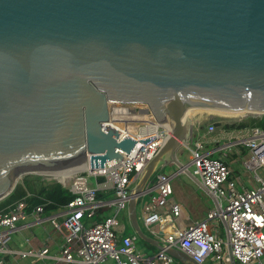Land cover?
I'll return each instance as SVG.
<instances>
[{
	"label": "water",
	"instance_id": "95a60500",
	"mask_svg": "<svg viewBox=\"0 0 264 264\" xmlns=\"http://www.w3.org/2000/svg\"><path fill=\"white\" fill-rule=\"evenodd\" d=\"M132 104L169 129L127 210L159 248L137 203L159 169L183 167L188 112L264 114V0H0V200L23 175L120 160L135 140L109 109Z\"/></svg>",
	"mask_w": 264,
	"mask_h": 264
},
{
	"label": "built area",
	"instance_id": "2783aa9c",
	"mask_svg": "<svg viewBox=\"0 0 264 264\" xmlns=\"http://www.w3.org/2000/svg\"><path fill=\"white\" fill-rule=\"evenodd\" d=\"M119 107L121 105H113L111 112ZM139 109L148 111L145 107ZM141 124L145 125L144 122ZM214 127L209 124L208 132ZM251 132V137L239 141L249 152L244 165L251 173L250 188H245L222 160L203 152L201 141L193 142L190 173L199 180L200 188L211 199L203 220L178 228L175 220L180 216L181 206L170 200L172 174L164 170L154 174L156 194L146 204L142 216L145 227L159 245L152 255H141L132 238L118 235L115 228L118 225L116 216L128 207L137 176L169 134L167 126L153 127V124L145 132L124 133L132 137L135 144L129 153L122 152L120 160H108L102 167L92 169L88 166L68 176L46 175L75 194L64 209L44 216L43 205H38L27 213L25 202L19 200L8 210L0 212V253L7 255L12 233L19 223L32 217L36 222L48 220L53 229L68 241L61 248L59 258L66 264H101L108 259L114 264H175L178 261L166 252L168 247L178 250L188 264H204L206 260L212 264H264V175L257 173L258 168L264 167V131L254 128ZM186 170L188 166H183L179 172L186 173ZM97 177L103 179L102 186H110L114 199L101 201L97 198L99 186H88L90 178ZM110 205L116 208L114 215L85 223L98 209ZM222 227L225 237L218 233ZM48 252L46 247L34 248L30 244L27 251L11 254L17 261L35 254L45 256ZM2 263L3 259H0Z\"/></svg>",
	"mask_w": 264,
	"mask_h": 264
},
{
	"label": "crops",
	"instance_id": "0c3cea01",
	"mask_svg": "<svg viewBox=\"0 0 264 264\" xmlns=\"http://www.w3.org/2000/svg\"><path fill=\"white\" fill-rule=\"evenodd\" d=\"M195 120H196L195 125L197 126L199 125V123H203L204 127L206 128V132L202 133L200 132L199 129H197V131H195L194 134L192 132L189 143L185 148L190 150L193 147V142L195 140H199L202 142V144H205V145H213L214 149L206 153H208L210 157H212L213 154H217L218 157H213V158L222 160L226 165H228L231 168V170L233 171L232 173L233 176L237 177L241 182H243L245 188H250L252 186V183L249 182L251 173L247 170V168L244 165V162L249 158V152L247 148L244 147L239 141L241 139H247L251 137L252 136L251 130L254 128L225 130L222 128V125L226 122L228 123L229 122L228 120H225V119L210 120L207 115L198 117V119H195ZM214 121H220L221 125L214 127V130L216 131L215 134H210L214 130L211 132H208V125L212 124ZM206 134H209V135L206 136ZM225 149H228V151L226 153H223V150ZM180 152L181 150L177 151L176 153L177 160L181 165L186 167L188 164L186 165L179 158ZM189 162H190V152H189ZM168 165L171 167L173 171L172 179H171V185H172L173 192L170 197V200L179 202L181 206L180 216L176 218L175 225L178 226V228H183L192 222L203 220L207 214V211L210 208L211 199L200 188L199 180L193 176H190L187 173L179 172L180 167H178L176 164L171 163ZM91 179H93L96 185L99 186L98 187L99 190L97 193L98 198L102 199L103 197L111 193L113 194L109 185L104 184L102 186L103 179L101 177L90 178V180ZM153 184H154V177L152 178V181L149 184L151 186V191H152L150 193L151 194L150 198L156 194V190L154 189ZM149 201L150 199L148 200V202L145 201V203L143 201L140 207V212H141L140 218L141 219L143 216L145 206L147 203H149ZM103 208L104 207L98 209L95 212L94 216H96L97 213L101 211ZM126 209L128 210V207ZM102 219L103 218H100L99 220H95V221H101ZM89 220H85V223L90 224L88 223ZM142 223H143V220H142ZM52 229L53 227L48 220H43L42 222H36L32 217H28L26 222H22L18 224V227L16 228L14 232L22 231L25 234V242H26V239L29 240V242H26L27 249L30 248V244H31L34 248L46 247L49 251L48 254H46L45 256H39L35 254V255L28 256L26 258L28 259L33 258L35 261L36 260H40V261L49 260L50 261L49 264H66L62 260H59V258H60L61 248L64 245L68 244V241L63 236L59 235L54 229L53 230ZM146 230L148 231V233H145V234L149 236V238L154 239L153 234L147 228ZM116 232L118 235L130 236L136 248L135 240L129 233L118 232V231ZM218 233L221 234V228L218 230ZM55 236H59V238H56ZM148 243L152 244L151 242H148ZM43 262L44 261L40 263H43ZM176 263H181V262H176ZM29 264H33V263H29ZM181 264H188V263L182 262Z\"/></svg>",
	"mask_w": 264,
	"mask_h": 264
},
{
	"label": "rangeland",
	"instance_id": "374dc122",
	"mask_svg": "<svg viewBox=\"0 0 264 264\" xmlns=\"http://www.w3.org/2000/svg\"><path fill=\"white\" fill-rule=\"evenodd\" d=\"M139 108H142V107H136V106H134V107H131L130 106L129 107V111H131L133 113L132 119H134V121L136 123L137 122H140V124L138 125V128H139V126L140 127L143 126L141 124L142 123V120L146 121L145 118H144L145 115H146V118L147 119H150V120H152V122H154V119L152 117L147 116V114L145 113V111L144 110H140ZM135 109H137L136 113H134L135 112ZM206 115H207L206 112H196L195 114H193L192 116L189 117L191 119V121H192V125L194 124L193 125V128H192L193 134L195 133V131H197V129H200L202 126H204L203 123H199L198 126L195 125V123H196V120L195 119H198V117L206 116ZM246 116H248V115H245V116H243L241 118H234V117H225V116L222 117V116H219V115H216L215 114L213 116V120H223V119H225V120H228L229 122H233V121L241 120V119L245 118ZM113 121L114 122L115 121L118 122L119 125H120V127L121 128L123 127V130H125V129H127V130L131 129L132 132H135L136 130H138V128L136 127V124H127V121H125L124 119H121V121L119 119H115V120L113 119ZM200 132L205 133L206 132V128L205 127L201 128L200 129ZM215 133H216V131L214 130L210 134H215ZM191 135H192V133H191ZM208 135L209 134H206V136H208ZM212 149H214V146L213 145H205V144H203V150H202L203 152H208V151H210ZM180 150H181V152H180L179 158L186 165L189 164L190 163L189 162V152H190V150L186 149L185 147H182ZM227 151H228V149H225V150H223V153H226ZM213 157H218V155L217 154H213L211 158H213ZM160 170H164V171H166L169 174H172L173 173V171H172V169H171V167L169 165H167V166L165 165L163 168L159 169V171ZM188 170L189 171H192V166H188ZM257 173L260 174V175H264V167L263 168H258L257 169ZM28 175H31V174H28ZM46 175L47 174H45L44 176L42 175L43 178H45L47 180H50V179L53 178V177H49V176H46ZM151 180H152V178H151ZM95 185H96V183H95V181L93 179H91V180L88 181V186H95ZM150 193H147L144 196H142V197L139 198L138 203H137V208H136L139 225L141 226V229L145 233H148V231L144 227V225L142 223V219L140 218V215H141L140 207H141L143 201H144V203H145V201L148 202V200L150 199V196H151ZM114 198H115V195L111 193V194L103 197L100 200L101 201H109V200L114 199ZM115 210H116V208L113 205L105 206L101 211H99L97 213L96 216H94L93 218H91L88 221V223H92L95 220H99L100 218H106L108 216H112V215H114ZM116 219L118 221V225L115 228L116 231L129 233L134 238L135 243H136V249H137V251H139V253L141 255H151V254H153L157 250V247L155 245H152V244H149L146 241H143L142 239H140L137 236V234L134 233V231H133V229H132V227H131V225L129 223V219H128V214H127V209L126 208L120 210V212L116 216ZM221 236L225 237V231H224V228L223 227L221 228ZM55 237L56 238H59V236H55ZM27 250L28 249H27V245H26V242H25V234L22 231L13 232L12 233L11 242L8 245V251L9 252L7 253V256H4L3 253H0V259H3V263L2 264H29V263L40 264V262H42V261H44L47 264H49V262H50L49 260H42V261L36 260L35 261L33 258H30V259H28V258H21V259H18L17 261H14L13 260L11 253H14L15 254V253H20L22 251H27ZM114 263L115 262L112 259H108L106 262L101 263V264H114ZM176 264H181V263H176ZM204 264H212V263L209 260H206Z\"/></svg>",
	"mask_w": 264,
	"mask_h": 264
},
{
	"label": "trees",
	"instance_id": "16d2710c",
	"mask_svg": "<svg viewBox=\"0 0 264 264\" xmlns=\"http://www.w3.org/2000/svg\"><path fill=\"white\" fill-rule=\"evenodd\" d=\"M222 128L225 130L259 128L264 131V114L248 115L238 121L226 122ZM74 197L75 194L54 179L47 180L39 174L24 175L13 191L0 200V212L8 210L16 202L23 200L27 213L32 212L36 206L43 205L44 216H47L64 209Z\"/></svg>",
	"mask_w": 264,
	"mask_h": 264
},
{
	"label": "bare ground",
	"instance_id": "6f19581e",
	"mask_svg": "<svg viewBox=\"0 0 264 264\" xmlns=\"http://www.w3.org/2000/svg\"><path fill=\"white\" fill-rule=\"evenodd\" d=\"M134 107V106H136V107H142V108H144L145 106H144V104H132V105H129V106H121V107H119V108H117L116 109V111L115 112H111V109H109L110 110V119H109V121H110V123H112V124H114L115 126H117V127H119L121 130H122V133L124 134V133H128V134H133V133H137V132H145L146 131V129L148 128V127H150L151 128V124H153V127L155 126H157V123L155 122V120H154V122H152V120H150V119H147L146 118V115L144 116V118H145V120L146 121H144V120H142V122H144L145 123V125L143 126V127H140L139 126V128H138V125L140 124V122H135L134 121V119H132V115H133V113L131 112V111H129V107ZM110 108H111V105H110ZM196 112H207V113H213V114H216V115H219V116H225V117H234V118H241V117H243L244 116V114L245 113H242V112H231V111H223V110H210V109H208V110H203V109H193V110H190L189 112H188V116L190 117V116H192L193 114H195ZM146 114H147V116H150V117H152V115L150 114V113H148V112H145ZM153 118V117H152ZM193 118V117H192ZM113 119L115 120V119H119L120 121H121V119H124L125 121H127V124H136V127L138 128V130H136L135 132H132L131 131V129H129V130H127V129H125V130H123V127L121 128L120 127V125H119V123L118 122H114L113 121ZM132 127V126H131ZM133 128V127H132ZM89 165H88V163L87 162H83V163H80V164H78V165H75V166H73V167H69V168H67V169H62V170H54V171H47V175H59V174H61V175H66V176H68V175H70V174H72L73 172H76V171H78V170H82V169H84V168H86V167H88Z\"/></svg>",
	"mask_w": 264,
	"mask_h": 264
},
{
	"label": "clouds",
	"instance_id": "9594fccd",
	"mask_svg": "<svg viewBox=\"0 0 264 264\" xmlns=\"http://www.w3.org/2000/svg\"><path fill=\"white\" fill-rule=\"evenodd\" d=\"M154 177V176H153ZM154 185V184H153ZM149 187H151L150 185H149Z\"/></svg>",
	"mask_w": 264,
	"mask_h": 264
}]
</instances>
